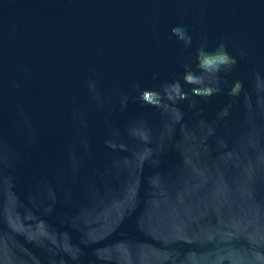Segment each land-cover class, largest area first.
<instances>
[{"label":"water","instance_id":"water-1","mask_svg":"<svg viewBox=\"0 0 264 264\" xmlns=\"http://www.w3.org/2000/svg\"><path fill=\"white\" fill-rule=\"evenodd\" d=\"M0 264H264V0H0Z\"/></svg>","mask_w":264,"mask_h":264}]
</instances>
